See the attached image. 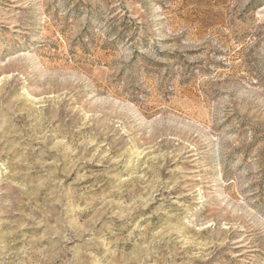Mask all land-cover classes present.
<instances>
[{
	"label": "rangeland",
	"instance_id": "rangeland-1",
	"mask_svg": "<svg viewBox=\"0 0 264 264\" xmlns=\"http://www.w3.org/2000/svg\"><path fill=\"white\" fill-rule=\"evenodd\" d=\"M0 264H264V0H0Z\"/></svg>",
	"mask_w": 264,
	"mask_h": 264
}]
</instances>
